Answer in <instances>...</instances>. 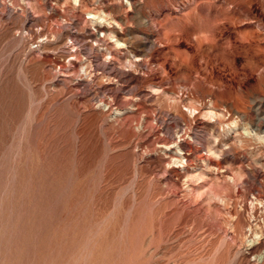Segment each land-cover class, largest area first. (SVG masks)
Listing matches in <instances>:
<instances>
[{"label":"rangeland","instance_id":"374dc122","mask_svg":"<svg viewBox=\"0 0 264 264\" xmlns=\"http://www.w3.org/2000/svg\"><path fill=\"white\" fill-rule=\"evenodd\" d=\"M255 133L264 0H0V264H264Z\"/></svg>","mask_w":264,"mask_h":264},{"label":"bare ground","instance_id":"6f19581e","mask_svg":"<svg viewBox=\"0 0 264 264\" xmlns=\"http://www.w3.org/2000/svg\"><path fill=\"white\" fill-rule=\"evenodd\" d=\"M72 1H74V2H76L77 0H72ZM104 2H105V0H104ZM122 2V1H121ZM107 3V2H106ZM102 4V3H101ZM111 4V3H110ZM123 4V3H122ZM117 5H118V3H117ZM104 7H106V5H104ZM109 7V6H108ZM113 9V11L116 9V7H112ZM95 9V8H94ZM109 9V8H108ZM107 9V10H108ZM118 9V8H117ZM97 11V10H96ZM92 14V17H96L97 19H103V11L101 10L99 13H91ZM96 21V20H95ZM96 23V22H95ZM29 27V26H28ZM95 32L96 33H92V35L97 39V42H99V41H101V38L99 39V34H104L105 32L106 33H109L110 35V38H114L115 37V35L113 34V32H108V31H105V27L104 26H100L99 25V23H98V25H96L95 27ZM93 30V29H92ZM94 32V31H93ZM105 33V34H106ZM33 36V35H32ZM38 38H40V37H38ZM77 38V37H76ZM92 43H93V41H92ZM105 43V42H104ZM94 44H95V42H94ZM97 44V43H96ZM100 44V43H99ZM114 44L117 46V45H120V41H119V39H115V42H114ZM112 46V45H111ZM121 46V45H120ZM100 47V46H99ZM112 48V47H111ZM114 48V47H113ZM140 55H141V53H140ZM103 56H105V57H109V58H114V57H112L111 56V50L107 47V48H105V55H103ZM134 57H136V59L137 60H140V58H137L138 56H134ZM135 60V59H134ZM136 60V61H137ZM105 62V61H104ZM106 63V62H105ZM112 64V63H111ZM126 64H127V62H126ZM129 64V63H128ZM131 64V63H130ZM130 64H129V66H130ZM108 65V64H107ZM124 66H125V64H124ZM254 65H252V64H250V67H253ZM130 78V77H129ZM135 78V77H134ZM136 79V78H135ZM135 81V80H134ZM153 89V88H152ZM154 90V89H153ZM154 92V91H153ZM156 93V92H155ZM163 93V92H162ZM165 93V92H164ZM165 95V94H164ZM181 99H183V98H181ZM183 101V100H182ZM188 101V100H187ZM182 103V102H181ZM187 104V103H186ZM186 104H183L184 106H186ZM212 104V103H211ZM209 105L208 104V106L209 107H205V108H201V109H199V108H189V111H190V114H194V115H196V114H198V115H202V116H208L209 118H211V120H213L212 118H214V119H218V118H220V117H222L223 115L219 112V111H217V110H215V108H213L212 107V105ZM224 105V104H223ZM228 105V104H227ZM188 106V105H187ZM186 106V107H187ZM202 106V105H201ZM232 106V105H231ZM217 108V107H216ZM223 108V107H222ZM186 109H188V107L186 108ZM199 109V110H198ZM258 109V108H257ZM114 110V109H113ZM235 110L236 109H234V110H232V109H227L226 111H227V113L228 112H235ZM263 110V109H262ZM222 111V110H221ZM115 112V114L116 115H119L121 112H124L123 110H121V109H118L117 107L115 108V110L113 111V113ZM260 112V111H259ZM222 113H223V111H222ZM122 114V113H121ZM120 114V115H121ZM259 114V113H258ZM240 115V114H239ZM256 115V114H255ZM236 117V116H235ZM120 118V117H119ZM231 119V118H230ZM201 121V120H200ZM199 121V122H200ZM216 122V121H215ZM211 123V122H210ZM203 124V123H202ZM237 124V120L236 119H234V120H232L231 121V123H230V125H236ZM262 124V123H261ZM206 125V124H205ZM256 126V125H255ZM207 128V127H206ZM215 128V127H214ZM214 128H212V129H214ZM258 129V128H257ZM200 130V129H199ZM207 130V129H206ZM214 132V131H213ZM261 132H263V131H261ZM220 133V132H219ZM251 133V132H250ZM221 134V133H220ZM226 135V134H225ZM262 135V134H261ZM260 134H258V133H255V136L257 137V138H259V139H261V138H263L262 136H261ZM229 137V136H228ZM227 137V138H228ZM264 139V138H263ZM211 140V139H210ZM232 140V139H231ZM163 142V141H162ZM165 142V141H164ZM219 142V141H218ZM222 142V141H221ZM228 142V141H227ZM239 142V141H238ZM237 142V143H238ZM264 142V141H263ZM161 144V143H160ZM171 144H174V143H171ZM175 144H176V142H175ZM162 145H164V144H162ZM224 145V144H223ZM232 145V144H231ZM168 146H170V145H168ZM210 146V145H209ZM164 147V146H163ZM166 147V146H165ZM174 147V146H173ZM181 147V146H180ZM180 147L178 146V145H176L175 146V148H176V150L173 152V155H175V157L174 158H172V160H173V162L175 163V164H181L182 162H183V159H184V157L182 156V154L180 153V150H182V149H180ZM168 148V150H169V147H167ZM166 148V149H167ZM174 148V149H175ZM207 148V147H206ZM225 148V147H224ZM172 149V148H171ZM217 149V148H216ZM206 150V149H205ZM213 150V149H212ZM170 151V150H169ZM208 154L209 155H211L212 154V151H211V149H209L208 150ZM225 152V151H224ZM216 153V152H215ZM163 154V153H162ZM216 154H218V153H216ZM224 155V154H223ZM165 157V156H164ZM213 158V157H212ZM169 160H171V159H169ZM196 161V160H195ZM193 162H194V160H193ZM171 164H172V162H170ZM169 164V163H168ZM183 164H185V161H184V163ZM187 164V163H186ZM258 164V163H257ZM182 165V164H181ZM180 165V166H181ZM188 165V164H187ZM208 166V165H207ZM259 166H260V164H259ZM187 167V166H186ZM202 168H203V166H201ZM196 170H198V169H196ZM224 170V169H223ZM204 171V170H203ZM215 171V170H214ZM220 171V170H219ZM198 172V171H197ZM210 172V171H209ZM211 173H213V172H211ZM214 173H216V172H214ZM226 173V172H225ZM222 174V173H221ZM229 174H230V172H229ZM179 175V174H178ZM187 175V174H186ZM203 175V174H202ZM225 175V174H224ZM227 175V174H226ZM236 175V174H235ZM205 176V175H204ZM214 176V175H213ZM207 177V176H206ZM232 177V176H231ZM237 177V176H236ZM198 178V177H197ZM210 178V177H209ZM214 178V177H213ZM223 178V177H222ZM226 178V177H225ZM224 178V179H225ZM234 178V177H233ZM188 179V178H187ZM190 179V178H189ZM214 179H216V178H214ZM228 179H229V177H228ZM232 179V178H231ZM186 180V179H185ZM194 180V179H193ZM207 180V179H206ZM205 180V181H206ZM219 180V179H218ZM235 180V179H234ZM233 179L232 180H230V181H234ZM192 181V180H191ZM229 181V180H228ZM185 183H187L186 181H185ZM186 185V184H185ZM197 188H198V186H197ZM199 189V188H198ZM197 189V190H198ZM186 192V191H185ZM193 192V191H192ZM195 192H196V189H195ZM188 193H189V191H188ZM191 193V192H190ZM195 194V193H194ZM209 195H211V194H209ZM213 195V194H212ZM189 196V195H188ZM202 197V196H201ZM214 197V196H213ZM223 197H225L224 195H223ZM229 197V196H228ZM263 197V196H262ZM210 198V197H209ZM215 198V197H214ZM257 198V197H256ZM222 199V198H221ZM224 199V198H223ZM252 200H253V197H252ZM223 201V200H222ZM222 201H220V202H222ZM248 203H249V201H248ZM252 203V205L253 206H255V205H261V201L260 200H258V198L257 199H255V202H251ZM250 203V204H251ZM229 206V205H228ZM264 207V206H263ZM250 208V207H249ZM254 208V207H253ZM253 208H252V211H253ZM262 208V207H261ZM228 209H229V207H228ZM227 210V209H226ZM264 210V209H263ZM231 214V213H230ZM231 216V215H230ZM253 216V215H252ZM253 219V218H252ZM231 221V220H230ZM250 221H252V220H250ZM261 221H262V219H261ZM260 222V221H259ZM252 223H253V221H252ZM249 224L248 225V228H247V230L246 231H248V235H247V237H245V239H246V242H247V253L246 254H248V255H250V256H252V258H253V256H254V250H255V245H254V242H255V240H258L259 238H260V235H258V230H259V227H258V225H257V223H254V224ZM262 232V231H261ZM243 241V240H242ZM241 242V241H240ZM245 242V241H244ZM243 244H245V243H243ZM258 246V245H257ZM246 252V251H245ZM260 255V254H259ZM258 256V255H257ZM252 258H250V260L252 259ZM261 258H262V256H261ZM255 260V262H258L259 260H260V257H258V258H256V259H253V261ZM252 263V262H251ZM254 263V262H253Z\"/></svg>","mask_w":264,"mask_h":264}]
</instances>
